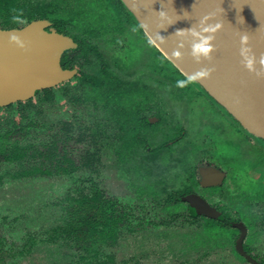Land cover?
I'll use <instances>...</instances> for the list:
<instances>
[{
  "label": "rangeland",
  "instance_id": "374dc122",
  "mask_svg": "<svg viewBox=\"0 0 264 264\" xmlns=\"http://www.w3.org/2000/svg\"><path fill=\"white\" fill-rule=\"evenodd\" d=\"M45 3L46 17L64 19L79 32L101 29L100 35L96 38L73 30L78 41L96 49L85 56L78 55V74L51 89L50 99H45L43 93L32 99L34 109L30 115L36 122L35 132L32 128L15 131L10 140L19 141L26 133V138L42 142L46 135L37 132L42 124L54 127L53 132L61 121L72 122L81 130L99 126L104 135L97 150L98 171L25 179L4 176L0 184V264H83V252L73 251L62 240L49 243L47 239L48 231L59 221L60 211L55 202L72 192L84 177H92L104 197L132 206L131 220L140 224L133 231L122 230L114 245L103 246L99 252L102 264H246L234 253L237 233L231 238H214L204 231L202 220L188 217L185 205L165 209L161 198L158 204L145 195L140 197L136 190L149 184L158 190L162 184L166 189H179L184 181L188 183L183 168L189 169L198 158L186 149L192 142H200L203 133L210 138V145H206L212 153L209 158L227 172L226 181L210 191L208 199L221 206L229 217L246 224L245 244L264 263V140L249 134L208 97L212 101L209 102L194 81L182 74L184 82L169 77L170 73L163 77L157 67L160 62L150 55V46L135 25L131 24L130 32L125 31V18L120 17L112 0H19L20 7L9 15L11 26L23 27L30 20L28 12L34 15L32 9ZM4 24L0 17V27L5 28ZM82 73L107 74L116 84L154 90L153 102H158L160 114L166 120L162 137H177L178 129L185 132L180 141V150L185 152L182 159L175 161L164 156L147 161L136 156L133 161L118 163L110 148L111 113H106L103 101L95 98L101 91H85L81 86ZM186 90L190 95L187 98ZM21 106L15 103L8 110L0 109V119L9 115L19 121ZM148 113H157V108ZM80 148V144H71L68 151L77 154ZM140 152L143 153L142 149ZM8 166L0 156V174ZM106 257L114 258V262Z\"/></svg>",
  "mask_w": 264,
  "mask_h": 264
},
{
  "label": "water",
  "instance_id": "95a60500",
  "mask_svg": "<svg viewBox=\"0 0 264 264\" xmlns=\"http://www.w3.org/2000/svg\"><path fill=\"white\" fill-rule=\"evenodd\" d=\"M120 1L141 29L138 16L146 21L151 33H156L163 50L142 29L172 66L194 81L244 130L264 140V0ZM48 25L46 20H35L20 29H0V107L31 99L75 73L60 66V56L75 48V43L55 31H46ZM11 35L18 36L23 46L10 41ZM208 43L211 48L206 47ZM241 47L249 51L250 68L245 67ZM165 50L193 76L184 74ZM210 169H200L202 183ZM183 200L196 215L212 219L220 216L196 195ZM233 226L239 230L236 253L249 264H258L243 250L245 227L241 223Z\"/></svg>",
  "mask_w": 264,
  "mask_h": 264
},
{
  "label": "trees",
  "instance_id": "16d2710c",
  "mask_svg": "<svg viewBox=\"0 0 264 264\" xmlns=\"http://www.w3.org/2000/svg\"><path fill=\"white\" fill-rule=\"evenodd\" d=\"M18 1L0 0V17H3L5 28L14 27L11 26L10 20L12 18L9 15L20 7V5H17ZM117 1L123 6L120 0ZM124 9L126 10L125 7ZM128 14L130 15L129 12ZM28 16L30 20L35 19L31 11L28 12ZM88 48L92 49L89 46ZM79 50L86 52L84 45H80ZM159 52V57L162 58L164 64L181 75ZM61 64L63 67L76 65L75 62H72L68 53L63 55ZM164 71L167 72V69ZM79 81L85 91L87 88H90L92 92L101 91V94L96 95L95 98L100 97V101H103V108L106 113H109L111 91L115 88L113 80L107 74L91 75L83 73ZM117 87L122 88L123 86ZM42 93L45 99H49V90ZM18 105H22L19 109L20 122L18 126L22 130L32 128V132H35L34 125L36 122L32 118L34 116L30 115L34 108L31 102L18 103ZM5 123H12L15 126L14 119L10 117L5 119ZM58 126V130L51 134L50 126L42 124L38 131L36 130L38 133L41 132L46 135L42 142L31 138L27 139L26 142L5 144V148L1 153L6 161L15 165V169L7 172L6 175L12 179H17L36 175L49 176L56 173L68 174L78 170L95 172L97 162H99L97 150L98 147H101V140H103L104 135L101 130H98L99 126L83 130L76 128L72 122H60ZM78 143H82L83 146L77 156L72 158L71 153L65 149L64 145ZM76 162L78 165H76ZM55 206L60 211L59 221L48 231L47 242L57 243L62 240L66 245L73 248V251L83 252V264L103 263V261H99V252H102L103 246H112L117 242L120 223L128 231H133L130 224L131 220H129L127 214L128 209L118 205L113 199L104 198L97 183L91 178L82 179L80 185L72 192L64 194L55 202ZM164 208L168 209V207ZM187 214L189 217L194 218L188 210ZM203 228L204 231L211 233L214 238L218 235L231 238L233 235L223 221L204 219ZM245 250L250 253L247 247ZM106 259L113 261L112 257H106Z\"/></svg>",
  "mask_w": 264,
  "mask_h": 264
},
{
  "label": "flooded vegetation",
  "instance_id": "af4514ba",
  "mask_svg": "<svg viewBox=\"0 0 264 264\" xmlns=\"http://www.w3.org/2000/svg\"><path fill=\"white\" fill-rule=\"evenodd\" d=\"M47 3L40 5L36 9H32V11L35 12L34 13L35 19L29 20L24 26H26L28 23L35 21V20H46L49 24L48 27L46 28V31H55L56 33H59L63 36L70 38L75 43V45H76L75 48L65 51L60 56V66L62 69L75 70V73L73 74L72 78L66 80V81H69V80L74 79L79 72L80 68H79V65L77 63L78 55L83 54L85 56V55H87L88 52L94 51L96 49V47L93 45H90L88 43L78 41L79 38L77 37L76 33L73 32V30L78 31V32H79V30H76L68 21L61 19L59 17H55V16H52L51 18L46 17L44 15V9L47 7ZM112 4L114 5L115 9H117V11L119 13H121L120 17L121 18L124 17L126 19V20L123 19V23H124L123 26L125 27V31L128 30V32H130L131 28H129V27L131 26V24H132V26L135 25L137 30H139L140 36H142L144 38V41H146V43L150 46L149 49L152 52V53H150V55L152 56V58H154V57L157 58V60L160 62V64L157 67L162 70L163 77H166V75H168V73H170L168 75L169 77L172 76L177 81L179 80L181 82H184L186 79L182 75L176 73L173 70V68L167 67L164 64V62L162 61V58L159 57V54H158L159 50L152 44V42L148 39L146 34L140 28V26H138L136 24V22L128 14V12L124 9V7L121 4H119L117 0H112ZM38 16H40V17H38ZM1 18H3V17H1ZM14 28H17V27H9V28L0 27V29H4V30L14 29ZM18 29H20V28H18ZM100 30H91V31H87V32L80 31L79 33H85V34H88L89 36L97 38L100 35L99 34ZM120 31H122V30L120 29ZM80 45H84V49L86 50L85 53L81 52L79 50ZM88 46L91 47L92 49L88 48ZM66 53H68L72 62H75L76 65H71V66H67V67L62 66L61 60H62L63 55ZM166 69L168 72L164 71ZM91 75H95V74H91ZM66 81H64V82H66ZM62 83L58 84L57 86L61 85ZM114 84H115V88H113L111 91V96H110L111 99H110V105L109 106H110V113H111L110 148H111V151L113 153L115 160L118 163H121V164L124 163L125 164L129 161H133L136 156H139L141 159H145L147 161H156V160L166 156L167 159L180 161L182 159V156L185 154V152H182L184 150H180V144H181L180 141L182 138V134L185 132L183 130L178 129V130H176L178 132L177 137H164V136L162 137V133L164 130L162 126L166 123V120H165L164 116L162 114H160V111L158 109V107H160V106H159L158 102H153V98L156 95V92L154 90H144L141 87H134V85L127 84V83L116 84L114 82ZM57 86H55V87H57ZM117 86H123V87L119 88ZM55 87L45 89V90H49V92H50V90L55 88ZM45 90L37 92L35 94V96L31 99L24 100V101H18L15 103L16 104H18V103L23 104L24 102L30 101L32 104V99H34L36 96L40 95ZM185 93H186L184 95L185 98L190 96L187 94V93H189L188 90H186ZM205 95H206L205 96L206 98L209 97L207 94H205ZM98 98H99V100H101L99 96H98ZM209 98L207 99L208 101H209ZM49 99H50V96H49ZM167 100L171 101L170 99H167ZM15 103L0 107V109L8 110V108H10V107L12 108ZM214 105L215 104H213V106ZM32 106H33V104H32ZM154 107L157 108V113L149 114L148 111L150 112ZM9 117L14 119L15 126L12 123H5V119L9 118ZM170 117L173 118V114ZM174 118H176V117L174 116ZM19 119H20V115H19ZM19 122H20V120L17 121V120H15L14 117H11L9 115L0 119V156L9 165L8 167H6L5 172H2L0 174V176L2 177L0 179V184H2V180H3L4 176H7L6 175L7 172H10L11 170L15 169V165L12 162L6 161L4 159V156L1 153V151L4 150V148H5V144H7V145L17 144L18 142H24V141L26 142L28 139V138H26L27 137L26 133H24L22 135V138L19 141L13 142L12 140H10L12 134L15 133V131H18V132L23 131L24 132L26 130V128L24 130L20 129V127L18 126ZM61 122H66V121H61ZM178 125H180V124H178ZM179 128H180V126H179ZM51 130H54V127L50 126V133L51 134L54 133V131L52 132ZM154 131H156L157 134L152 133ZM203 134H204V136H203V138H201L200 142H192L191 143L192 146L190 148H188L189 150L186 149V151H189V153L190 152L194 153L195 157L198 158L197 161L194 164H192L189 169L183 168V170L187 173L188 183L186 181H184V186H182L179 189L174 188V187H172L170 189H166V186L164 184H162L163 187H162V189H161L162 191H161V190H158L155 185L153 186V185L149 184L145 188H137L136 190L139 191L138 193H139L140 197H143L145 195V196L149 197L153 202H155V200H156L157 201L156 203H158V204H159V198H161L162 199L161 204L163 203L162 206H164V207L171 208V207H175L178 205H185L186 213L188 210L189 213L192 216H194V218H192V219H196V220L200 219L203 221V224H204V219L225 222V225L231 231V234L237 233L236 238H234V243H235V240L237 239V237L239 235V230L236 227H234L233 224L241 223L246 229V234H245V237L243 240V250H244V252L247 253V251L245 250V248L247 247V245L245 244V240H246V235H247V231H248L246 224L243 223L240 219H233V218L229 217L227 215L226 211L223 210L221 206H219L218 204H216L214 202H211L208 199V193L214 189L220 188L223 185L224 181H226L227 172L225 169H223V166L222 167L218 166L216 163L213 162V160H211L209 158V157L212 158V153L209 151L210 150L209 147L207 149L206 145H210V138H209V135H206L205 133H203ZM153 135L155 137L154 139H152L150 137ZM3 139L5 141L2 142ZM78 144H80L81 148H82L83 144L82 143H78ZM70 145L69 144L64 145L65 149L67 151H68V146H70ZM198 145H200V146L195 149L194 147L198 146ZM59 147H61V146H59ZM255 147H256V150L261 151V148H259L257 145H255ZM141 149H142L143 153L140 152ZM75 150H77V149L75 148ZM263 151L264 150H262V152ZM77 154L71 153V157L75 158L77 156ZM230 160H233V159H230ZM230 160H227V161H230ZM98 163L99 162H97V170L95 172H92V171H84V172H89L90 174L96 173L98 171ZM76 165H78L77 162H76ZM241 165L245 167V165H243V164H241ZM201 168H204L207 170L209 168L212 169V170L210 169L211 171H207L209 175L206 173L207 177L205 180L206 182L204 181V183H202L200 178H199V173H200L199 171ZM78 171H83V170H78ZM78 171H73V172L68 173V174H72V173H75ZM250 172L256 173L255 170H254V172L252 170H250ZM59 174L68 175L65 173H56V174H52V175H59ZM52 175H49V176H52ZM7 177L10 178L9 176H7ZM30 177H47V176L36 175V176H28V177L17 178V179H25V178H30ZM84 178H91L92 179V177H84ZM258 178L259 177H257L256 179H258ZM10 179H12V178H10ZM80 183H81V181H80ZM80 183H78V185L76 184L77 186H75V188L78 187L80 185ZM162 192H165V193L162 194ZM103 195H104V193H103ZM189 195H196V196L200 197L201 199H203L206 203H208V205L213 207L220 214L219 218L218 219H212V218H207V217L202 216V215L194 214L192 212V210L190 209V205L186 201L183 200V197L189 196ZM104 198H108V197H104ZM110 199H113L114 201H116L118 203V205H120L124 208H127L128 209L127 214H128L129 220H131L130 215L132 213V206H130L128 204H124V203L122 204L119 200H117L115 198H110ZM130 224H131L132 230H135L137 228V226L140 225L137 222H132V220H131ZM124 229L125 228H124L123 224L120 223L118 235ZM118 235H117V237H118ZM232 237H233V235H232ZM234 243H233V249H234V253H236ZM248 251L250 252L249 249H248ZM248 254H250L258 262V264H263L261 262V260H258L254 255L251 254V252ZM235 255L238 256L243 263L249 264L245 259L240 257L237 253ZM112 260H113L112 262H114V258ZM112 262L110 261V263H112Z\"/></svg>",
  "mask_w": 264,
  "mask_h": 264
},
{
  "label": "bare ground",
  "instance_id": "6f19581e",
  "mask_svg": "<svg viewBox=\"0 0 264 264\" xmlns=\"http://www.w3.org/2000/svg\"><path fill=\"white\" fill-rule=\"evenodd\" d=\"M128 6L133 9V7L131 5H128ZM138 20L140 21V23H141V25L143 27L142 29L145 30L144 32H146L151 37L153 44H155V46L158 49L163 50V46H162L159 38L157 37L156 33H151L150 32L149 25L146 23V21L142 17H139L138 16ZM165 51L167 52V50H165ZM165 51H164V53H166ZM166 55L168 57H172L171 56V53H169V52H167ZM172 59H173L172 62L174 64H176L184 74H186L187 76H193V73L189 70V68H187V67H185L183 65L178 64L177 63L178 61L175 58L172 57Z\"/></svg>",
  "mask_w": 264,
  "mask_h": 264
},
{
  "label": "clouds",
  "instance_id": "9594fccd",
  "mask_svg": "<svg viewBox=\"0 0 264 264\" xmlns=\"http://www.w3.org/2000/svg\"><path fill=\"white\" fill-rule=\"evenodd\" d=\"M14 19H15V17H14ZM9 39H10V41L14 42V43L17 44L18 46H20V47L23 46V41H21V39H20L18 36H16V35H11V36L9 37ZM206 39H207L208 41H210V40H211V37H207ZM242 39H244V38L242 37ZM206 47L211 48V44L208 43V44L206 45ZM240 55H241V57L243 58V62H244V64H245V67L250 68L251 65H252V59H251V57H250V54H249L248 49L245 48V47H241V49H240Z\"/></svg>",
  "mask_w": 264,
  "mask_h": 264
}]
</instances>
